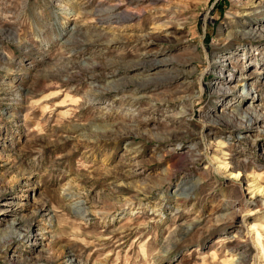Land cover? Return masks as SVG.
Wrapping results in <instances>:
<instances>
[{
	"label": "rangeland",
	"instance_id": "1",
	"mask_svg": "<svg viewBox=\"0 0 264 264\" xmlns=\"http://www.w3.org/2000/svg\"><path fill=\"white\" fill-rule=\"evenodd\" d=\"M226 69L264 98V0H0V264H264Z\"/></svg>",
	"mask_w": 264,
	"mask_h": 264
},
{
	"label": "bare ground",
	"instance_id": "2",
	"mask_svg": "<svg viewBox=\"0 0 264 264\" xmlns=\"http://www.w3.org/2000/svg\"><path fill=\"white\" fill-rule=\"evenodd\" d=\"M113 17V16H112ZM237 36L238 34H241L242 37H252V38H258L263 37L262 32H260L259 29L253 28L249 31H243V32H237L235 33ZM231 35V34H230ZM226 56L220 58L218 60L221 64H223V67L226 66ZM162 64L160 61H155L153 63V66H158ZM262 74V71L255 69L249 76L242 77L240 79V82L242 84L237 83L235 85H232L235 81V76L233 73H231L228 69H226L225 78L223 81H219L218 86L216 89L218 92H221L223 95H227L230 93H236V90L239 86H242V92L245 91V96H241L242 98L238 101L239 104H237V109L230 110L226 114H223L218 120L217 123H225L228 125H233L236 127V130L239 131L241 134L240 136L250 138L252 132H257V135L255 136L257 140V137L262 136V133H264V130L262 129L264 125V105L262 100L264 99L262 94L260 95L256 91H253L254 88H256V84H251L252 80L258 81L260 78V75ZM246 105L245 107H243ZM243 108V109H242ZM239 119L238 124H234V120ZM249 133V134H248ZM260 156L264 157V152L261 153ZM196 184L200 183V180H197L195 182ZM192 186V185H191ZM192 190V189H191ZM42 216L50 214V210L47 208L41 209ZM47 221H52V216L48 215ZM21 225V221L16 222V220L13 222L12 227H16V225ZM32 224L26 226V228L23 230L21 235H23L22 241L26 240L28 242H32L35 244L38 240V236L36 234L32 233ZM193 226H188L187 229H185L187 232H189ZM21 229V226L16 228V230ZM20 235V236H21ZM76 258L74 257V253L69 252L66 256V264H78Z\"/></svg>",
	"mask_w": 264,
	"mask_h": 264
}]
</instances>
